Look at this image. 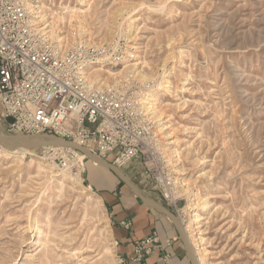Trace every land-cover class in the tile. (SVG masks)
Segmentation results:
<instances>
[{"label":"rangeland","instance_id":"rangeland-1","mask_svg":"<svg viewBox=\"0 0 264 264\" xmlns=\"http://www.w3.org/2000/svg\"><path fill=\"white\" fill-rule=\"evenodd\" d=\"M25 3L33 29L60 54L78 45L91 59L88 88L147 101L169 85L159 103L143 106L178 212L139 156L122 169L188 224L198 264H264V0ZM5 122L0 104V134L9 135ZM10 150L0 145V264H124L98 184L107 170L93 174L88 158L49 149ZM194 207L202 240L188 223Z\"/></svg>","mask_w":264,"mask_h":264},{"label":"built area","instance_id":"built-area-1","mask_svg":"<svg viewBox=\"0 0 264 264\" xmlns=\"http://www.w3.org/2000/svg\"><path fill=\"white\" fill-rule=\"evenodd\" d=\"M25 0H0V104L9 135H47L76 141L122 168L140 157L159 196L176 213L177 197L166 162L158 158L159 134L134 92L90 89L85 69L91 59L78 45L59 53L33 29ZM75 158L77 151L46 147ZM54 157V156H53ZM120 224L129 227L130 222ZM162 247L156 235L134 242L135 259Z\"/></svg>","mask_w":264,"mask_h":264},{"label":"crops","instance_id":"crops-1","mask_svg":"<svg viewBox=\"0 0 264 264\" xmlns=\"http://www.w3.org/2000/svg\"><path fill=\"white\" fill-rule=\"evenodd\" d=\"M90 162L93 174L97 168L109 174L106 173L107 181L103 179L98 184L102 185L103 199L110 203L116 250L124 264H191L173 221L161 211L145 206L124 181L126 186H120L118 182L122 179L111 170ZM121 220H128L130 226H122ZM151 234L159 238L162 247L152 248L140 260L133 259L134 241Z\"/></svg>","mask_w":264,"mask_h":264},{"label":"water","instance_id":"water-1","mask_svg":"<svg viewBox=\"0 0 264 264\" xmlns=\"http://www.w3.org/2000/svg\"><path fill=\"white\" fill-rule=\"evenodd\" d=\"M39 136H16V135H4L1 134L0 135V142H5L7 140H15L17 138H24L27 139L29 141H31L32 146L33 147H37V146H44V145H51V146H59V147H68V148H72L75 150H78L82 153H84L86 155V157L97 163L100 166L106 167L109 170H111L115 175H117L120 179H122V181H124L128 187L131 189L132 193L147 207L149 208H153V209H157L159 211H161L162 213H164L165 215H167L175 224L180 237H181V241L183 243L185 252L191 262V264H198L193 250H192V246L190 245V242L186 236V233L184 232V228H183V224L180 222L178 216L171 211L168 207H166L164 204L156 201V200H152L149 199L147 197H145L141 192L140 189L138 188L137 184L134 183L130 177L124 172V170L120 167H118L117 165L93 154L92 152L88 151L87 149H85L83 146L67 140V139H63V138H56V137H51V136H40V140H37ZM50 137L52 139H44ZM23 144V143H21Z\"/></svg>","mask_w":264,"mask_h":264},{"label":"bare ground","instance_id":"bare-ground-1","mask_svg":"<svg viewBox=\"0 0 264 264\" xmlns=\"http://www.w3.org/2000/svg\"><path fill=\"white\" fill-rule=\"evenodd\" d=\"M34 24H35V22H33ZM99 69V68H98ZM167 87H169V85H166V84H164V86L163 85H159V87H158V91L157 90H155L154 91V94H148V97H147V101H141V100H139L138 99V102L141 104V106H143V103L145 102V103H149L150 105H153V104H157V103H159L160 101H161V98H162V95L165 93V92H167V91H169V89H167ZM105 90V89H104ZM107 90V89H106ZM121 90H123V89H121ZM144 107V106H143ZM1 135V134H0ZM50 135V133H48L46 136H49ZM33 136H39L38 138H37V140H40L41 138H40V136H44V135H33ZM44 139H52V138H50V137H47V138H44ZM73 142H75V143H77V144H79L78 142H76V141H73ZM21 143H23V144H21ZM0 145H3V146H5V147H8V148H10L11 150V152H14L16 149L18 150H21L20 152H26L28 149H41V148H46V147H59V146H51V145H44V146H37V147H33L32 146V143H31V141H29V140H27V139H24V138H17V139H15V140H7V141H5V142H0ZM79 145H81V144H79ZM82 146V145H81ZM84 147V146H83ZM66 148H68V147H66ZM85 149H87L88 151H90V152H92L93 154H95V155H97V156H99V157H101V158H103V159H105V160H107L106 159V157H111L112 159H113V156L112 155H108V156H105V158L103 157V156H100L99 154H97L96 152H94L93 150H91V149H88V148H86V147H84ZM70 149H72V148H70ZM72 150H75V149H72ZM77 151V156L75 157L78 161L79 160H81V159H83V158H87L86 157V155L84 154V153H82V152H80V151H78V150H76ZM166 158V157H165ZM31 161H32V163H34L35 162V159L34 158H31ZM91 161V160H90ZM108 161V160H107ZM93 162V161H92ZM110 162V161H109ZM165 162L166 163H168V159L166 158V160H164V164H165ZM93 163H95V162H93ZM111 163H113L112 161H111ZM95 164H97V163H95ZM114 164V163H113ZM98 165V164H97ZM47 166H48V164H42V167L43 168H47ZM106 168V167H105ZM108 169V168H107ZM54 174V173H53ZM59 174V173H58ZM58 174H54V175H58ZM139 188V187H138ZM140 189V188H139ZM173 190H174V186H173ZM140 192H141V190H140ZM142 193V192H141ZM143 194V193H142ZM144 195V194H143ZM97 202H98V204H99V206H101L102 205V201L100 200V198H99V200H97ZM158 202H160V201H158ZM161 203V202H160ZM163 204V203H162ZM167 204V203H166ZM168 205V204H167ZM166 206V205H165ZM167 207V206H166ZM194 210L196 209V207H194L193 208ZM171 210V209H170ZM172 211V210H171ZM175 213V212H174ZM176 214V213H175ZM177 215V214H176ZM178 216V215H177ZM178 218H179V216H178ZM181 218V220L183 221V218L182 217H180ZM180 218H179V220H180ZM181 220H180V222H181ZM128 221V220H127ZM200 222H201V216H200V214H198V212L195 210V211H193V213H191V215H190V217H189V219H188V223L189 224H192V225H194L195 226V228H198L199 227V225H200ZM182 223V222H181ZM183 228H184V232L186 233V236H187V238L189 237V239H190V235L188 234V224H187V226L186 225H183ZM44 234V233H43ZM151 235H155V234H151ZM40 236H42V234L40 235ZM150 235H148V236H146V237H144V238H147V237H149ZM196 237L197 238H199V239H201L202 240V236H201V231H200V229L198 228V230H197V232H196ZM158 238V237H157ZM141 239H143V238H141ZM188 239V240H189ZM158 241H159V238H158ZM190 241H191V243H190V245L192 244L193 246H194V242L190 239ZM189 241V242H190ZM154 247H157V246H152L151 247V249L152 248H154ZM151 249H150V251H151ZM200 249H203V251L205 252V249L203 248V247H200ZM149 251V252H150ZM26 259H28V255L25 257ZM133 259H135V256H133L132 257Z\"/></svg>","mask_w":264,"mask_h":264}]
</instances>
